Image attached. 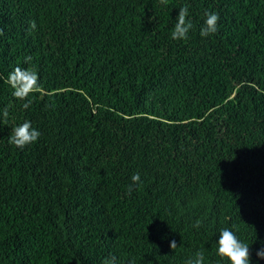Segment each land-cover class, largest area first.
Instances as JSON below:
<instances>
[{
  "label": "trees",
  "instance_id": "obj_1",
  "mask_svg": "<svg viewBox=\"0 0 264 264\" xmlns=\"http://www.w3.org/2000/svg\"><path fill=\"white\" fill-rule=\"evenodd\" d=\"M0 28V264H229L223 228L264 264V0H0ZM16 67L43 85L28 109Z\"/></svg>",
  "mask_w": 264,
  "mask_h": 264
},
{
  "label": "clouds",
  "instance_id": "obj_2",
  "mask_svg": "<svg viewBox=\"0 0 264 264\" xmlns=\"http://www.w3.org/2000/svg\"><path fill=\"white\" fill-rule=\"evenodd\" d=\"M159 2L160 4L167 6L168 0H159ZM188 17L189 6L184 5L179 9L177 21L171 33L172 40L186 41L189 38V33L194 26L193 22ZM205 17L204 24L200 28V36L202 38L215 35L219 30L218 21L220 17L218 13L206 12ZM36 28V22L29 21L28 31L34 32ZM3 34V29L0 28V36ZM31 61L32 56L30 55L24 58L26 64H30ZM6 83L12 88V94L16 99L26 101L22 105L24 109H28L32 104V100L29 99L30 96L43 91V85L40 82L39 75L33 68L16 67L11 73H9ZM2 115L6 121L9 115L7 108L3 110ZM39 137L40 132L32 126L30 121H25L12 129L8 142L16 148L23 150L26 146L37 142ZM131 181L132 183L127 188L128 195H131L133 185H140L143 183L139 172L132 175ZM193 227L197 229L200 228L201 222L197 220ZM177 248L178 245L176 241L172 240L170 243V249L174 251ZM217 254L222 258H226L229 261V264H251L249 245L242 242L229 228H223L220 230ZM256 255L258 259L264 260V243H262ZM204 260V253L197 252L193 258L186 262V264H204ZM102 264H118V261L116 256L110 255L104 259Z\"/></svg>",
  "mask_w": 264,
  "mask_h": 264
},
{
  "label": "bare ground",
  "instance_id": "obj_3",
  "mask_svg": "<svg viewBox=\"0 0 264 264\" xmlns=\"http://www.w3.org/2000/svg\"><path fill=\"white\" fill-rule=\"evenodd\" d=\"M140 11V10H139Z\"/></svg>",
  "mask_w": 264,
  "mask_h": 264
}]
</instances>
